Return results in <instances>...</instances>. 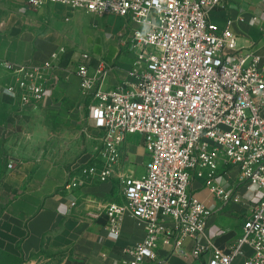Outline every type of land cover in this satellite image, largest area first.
Masks as SVG:
<instances>
[{"label":"built area","instance_id":"1","mask_svg":"<svg viewBox=\"0 0 264 264\" xmlns=\"http://www.w3.org/2000/svg\"><path fill=\"white\" fill-rule=\"evenodd\" d=\"M224 1L24 0L31 8L64 3L88 13H113L133 24L128 48L134 59L120 85L104 87L111 69L106 63L92 71L79 62L73 69L90 98L102 149L100 161L74 169L66 183L72 190L109 179L125 139L143 137L150 155L145 173L125 176L124 200L107 205L114 237L126 214L146 230L143 239L125 247L123 264H151L162 244L185 254L188 237L194 257L210 251L200 264H234L246 246L252 253L244 264H264V53L239 45L232 18L222 26L210 18ZM64 57L61 49L39 63L4 62L13 74L4 90L23 109L40 102L55 87L52 74L64 66ZM220 164L239 168L252 204L229 249L207 237L212 209L190 188L195 175L204 176L217 197L240 202L245 196L235 185L216 182Z\"/></svg>","mask_w":264,"mask_h":264},{"label":"crops","instance_id":"2","mask_svg":"<svg viewBox=\"0 0 264 264\" xmlns=\"http://www.w3.org/2000/svg\"><path fill=\"white\" fill-rule=\"evenodd\" d=\"M3 2L4 8L0 5V14L4 15L0 18V87L13 76L4 62L39 63L49 59L54 51L65 49L64 66L57 67L52 75L55 87L66 93L68 104L74 102L79 94L80 79L75 73L68 78L69 70L66 69L71 65L75 68L78 63L77 34L81 38L80 48H91L97 55L87 56L81 62L88 64L92 71L102 63L111 67L104 87L114 88L122 83L125 77L118 67L126 62L118 59L120 49L126 50L127 60L131 58L133 62L134 59L128 48L133 24L124 17L113 13H88L64 3L31 8L24 0ZM210 18L220 26L232 18L239 45L264 53V0H225L211 10ZM13 128L11 124L0 123V138L4 130L7 135ZM127 138L121 147V160L127 151L138 150V145L127 142ZM100 160V154L94 156L88 152L69 165L28 159L10 166L0 155V192L7 197L0 204V251L19 259L16 264H123L128 257L125 247L143 239L146 230L131 214H126L121 233L114 237L109 228L107 205L111 200H124L125 176L140 177L145 172L137 175L133 169L128 173L116 171L105 181L92 179L72 190L66 187L74 169ZM136 160L139 161L138 155ZM239 173L235 165L220 164L216 182L235 185L246 197L242 199L247 208L244 223L252 204L248 199L250 192L246 183L239 180ZM190 188L212 209L207 237L218 247L229 249L243 232V223L237 221L235 213L239 212V204L243 201H223L207 185L204 176L195 175ZM73 200L76 201L74 205ZM193 245V238H186L188 252L182 254L173 252L174 246L162 244L157 259L151 264L206 262L210 251L196 258L192 254ZM251 253L252 248L246 246L245 253L238 256L234 264H244L245 257Z\"/></svg>","mask_w":264,"mask_h":264},{"label":"rangeland","instance_id":"3","mask_svg":"<svg viewBox=\"0 0 264 264\" xmlns=\"http://www.w3.org/2000/svg\"><path fill=\"white\" fill-rule=\"evenodd\" d=\"M3 3V0H0L2 8H4ZM3 16L0 14L1 19ZM76 40L78 47L76 50L80 53L76 54L78 63L84 61L83 58L87 56L97 57L93 49L80 48L79 34L76 35ZM125 52L126 50L120 49L118 56V59L121 58L126 62L125 65L118 67L123 78L128 76V69L132 64V59L127 60ZM73 68L71 65V68L66 69L69 70L68 78L74 73ZM5 82L0 87V123L11 124L14 128L7 135L5 130L2 132L0 155L4 156L5 161L8 160L9 165L28 159L37 162L49 160L53 163L69 165L85 153L90 152L94 156L100 154L101 133L93 126L89 97L81 86L79 94L71 104H68L66 93L54 87L43 100L31 104L29 109H23L10 94L4 91ZM127 142L137 144L138 150L125 153L116 173H128L133 169L137 175H140L145 172V166L150 160L149 152L139 134L129 136ZM137 155L139 161L136 160ZM5 200L7 197L0 192V204ZM242 201L239 204V212H235L240 224L243 223L247 209L245 200ZM18 260L0 251V264H16Z\"/></svg>","mask_w":264,"mask_h":264}]
</instances>
